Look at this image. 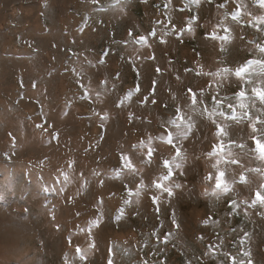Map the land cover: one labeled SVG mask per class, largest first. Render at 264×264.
<instances>
[{
  "label": "rangeland",
  "instance_id": "rangeland-1",
  "mask_svg": "<svg viewBox=\"0 0 264 264\" xmlns=\"http://www.w3.org/2000/svg\"><path fill=\"white\" fill-rule=\"evenodd\" d=\"M259 16L258 0H0V264H247L245 251L264 264V207L248 206L261 176L247 171L264 169L250 151L264 123L252 133L239 107L217 105L238 104L240 86L211 75L264 61ZM260 72L253 65L246 79L264 86ZM205 109L224 112L213 117L227 126L219 140ZM247 111L264 121L258 100ZM178 115L192 125L176 142L180 168L159 140ZM149 137L150 161L147 147H134ZM220 143L239 164L219 165L237 183L217 199L204 177ZM124 155L136 172L122 167ZM166 160L173 175L162 183L180 185L171 197L154 186Z\"/></svg>",
  "mask_w": 264,
  "mask_h": 264
},
{
  "label": "snow or ice",
  "instance_id": "snow-or-ice-1",
  "mask_svg": "<svg viewBox=\"0 0 264 264\" xmlns=\"http://www.w3.org/2000/svg\"><path fill=\"white\" fill-rule=\"evenodd\" d=\"M144 2H146V0H144ZM191 3H195V4H199L200 0H190ZM259 5L261 7H264V0H258ZM218 7H224V5H218ZM235 19V16L233 17ZM256 20V24H264V16H259L255 18ZM189 24H191V21L188 22ZM223 22H221L222 24ZM188 31H191V28L189 27L187 29ZM225 33H227L229 31L228 28H224L223 29ZM152 35H155V32L151 33ZM129 35L131 36V32H129ZM212 39H217L218 37L216 35H213L211 37ZM220 39H224L227 40L228 37L224 36V37H220ZM137 43H146V38L144 36H141L139 38V41H136ZM163 42V41H161ZM223 51V48L221 49ZM260 52L264 53V47L260 48ZM152 59H154V56L151 57ZM253 65H260L261 66V72L260 75L264 76V61L261 60H249L247 61L245 64L239 66L238 68L235 69L234 72H232L230 69L227 68H223L220 69L218 72L215 73H211V75L213 77H220L221 80H228L231 75H234L237 78V81L239 82V86H240V90L235 94L236 95V100L239 102L238 104L234 103L231 99H228L227 97L224 98V100L222 101L219 98H214V102L219 105L220 107L224 106V101L227 102V108L231 109L232 113H236L237 107H239V109L241 110V112L239 113V119H243V118H247L250 121V125L252 128V133L256 132V123H264V121H259V120H253L250 116L249 113L247 111L248 108V102L254 103L256 100H258L260 102V104L264 105V86H257L251 79H246V76H250V69L253 68ZM157 72H159V69L156 70ZM246 86H250V90L252 93V96H248L247 95V87ZM138 91V89H137ZM189 93L191 94V103L193 106H195L198 103V99H197V94L195 92L192 91V89L188 90ZM153 103H155V101L153 100ZM199 103H203V101H199ZM205 112L208 113V119L212 121V123L215 124L216 126V133H215V137L216 139H220L221 137H223L226 134V125L220 124V123H216V121L213 119L214 116H216L217 114H219V116L223 117L224 116V112L223 111H218L217 109H205ZM180 112V109H177V113ZM131 119V117H129ZM235 118V117H234ZM184 116L183 115H178L176 117V121L178 122H174V131H169L167 129H165V133L161 134L159 136V140L167 145L172 146L175 149V157H173L172 160V165H174L176 168H180L182 166V163H176V158H181V161L183 160V158L181 157V148L177 146L178 141L184 140L187 138L188 133L191 131L192 125L189 123L187 125V127H184ZM37 127H41V125H37ZM163 127V126H162ZM155 137H149L148 138V142L147 144H145L144 141H141V143L137 146L139 149H143L144 147H147L148 151H147V157L150 158L153 155L154 149L152 148V140ZM252 139L254 140L255 143V147L253 149H250V151L255 152L257 154L256 159L260 160V161H264V142H262L260 139H256L255 136H252ZM237 147L243 148L244 145L243 144H239L237 145ZM224 148L225 145L223 143L220 144H216L213 146V151L208 153V155L210 157H217L215 163L212 164V168L215 169L214 173H209L208 175H206L204 177V180L206 182H210L213 181L215 182V186L214 188L211 189V195L216 197L217 199H219L223 194L228 193L231 190V187L233 184L237 183V174L235 172V170L233 171V174L230 178V181L228 179H226V170H222L219 165L221 163H226L228 165H238L239 164V160L236 156V154L232 153L231 150L229 149L227 155L230 157L227 161L224 160ZM121 161H122V167L124 169H127L129 173H134L136 172L138 169L136 167V164H134L133 159L130 158L127 155H124L121 157ZM164 168L167 169V174L163 175L160 177L161 183H155L154 182V186L155 188H157L158 190H161L162 192H166L168 194L169 197L173 196V187L174 188H179L180 185L179 184H173V187H168L166 184H163V181H167L169 180V178L173 175V170L172 167L170 166L169 161H164ZM241 171H239L238 173V182L241 184H247L248 180L244 174L243 171V165H240ZM247 171L250 172H255L257 174H259L261 176V183L259 185L258 190L255 191L254 193V199L251 200L250 204L248 205L251 208H255L257 205H260L261 207H264V169L262 168H254V169H247ZM183 174V173H181ZM65 179H67V177H65ZM101 184H103V181L100 182ZM140 188H143V183L141 182ZM44 191H48L47 188H43ZM133 193H129V195H132ZM136 195H139V191H137V193H135ZM205 195H208V190H205ZM158 197H153V203H156L158 201ZM230 207H232L234 210L238 207L237 203L235 200H232L230 203ZM245 215H247V213H245ZM261 215H264V213H261ZM118 219V218H117ZM173 223L175 224V221L173 220ZM94 226H98V225H94ZM178 227V225H177ZM241 243H244V241H241ZM94 247V244L92 245ZM77 252H80V249L77 247L76 249ZM243 255L245 257H248L247 259V264H253V261L251 259V252L250 251H245L243 253ZM82 259L84 257H81ZM230 260L232 262V264H244V261L241 260L239 262H237L235 257H230ZM108 264H113L112 260L108 261Z\"/></svg>",
  "mask_w": 264,
  "mask_h": 264
},
{
  "label": "trees",
  "instance_id": "trees-1",
  "mask_svg": "<svg viewBox=\"0 0 264 264\" xmlns=\"http://www.w3.org/2000/svg\"><path fill=\"white\" fill-rule=\"evenodd\" d=\"M49 191V190H48Z\"/></svg>",
  "mask_w": 264,
  "mask_h": 264
}]
</instances>
